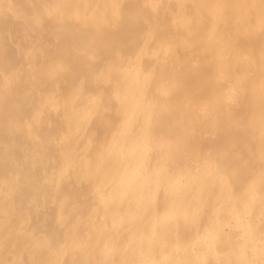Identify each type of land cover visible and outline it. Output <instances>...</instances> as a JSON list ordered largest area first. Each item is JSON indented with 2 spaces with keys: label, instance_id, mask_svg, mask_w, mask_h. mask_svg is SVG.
I'll return each mask as SVG.
<instances>
[{
  "label": "bare ground",
  "instance_id": "bare-ground-1",
  "mask_svg": "<svg viewBox=\"0 0 264 264\" xmlns=\"http://www.w3.org/2000/svg\"><path fill=\"white\" fill-rule=\"evenodd\" d=\"M0 264H264V0H0Z\"/></svg>",
  "mask_w": 264,
  "mask_h": 264
}]
</instances>
